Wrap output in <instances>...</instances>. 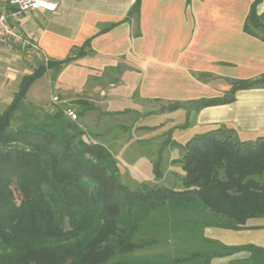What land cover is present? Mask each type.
<instances>
[{"label": "trees", "instance_id": "16d2710c", "mask_svg": "<svg viewBox=\"0 0 264 264\" xmlns=\"http://www.w3.org/2000/svg\"><path fill=\"white\" fill-rule=\"evenodd\" d=\"M261 1L251 2L243 31L264 41ZM140 2L123 20L138 15ZM81 54L80 48L74 56ZM73 59L40 62L0 111V264H209L214 256L240 251L248 255L228 264H264V247L229 246L202 235L205 226L240 228L246 218L264 216V183L257 177L264 176V134L240 140L224 126L196 133L182 145L183 189H130L120 182L108 147L84 138L78 119L97 108L90 101L78 98L76 110L57 107L41 119L26 104L37 78L48 68L55 78ZM230 83L222 96L201 99L202 106L264 87V73ZM179 106L175 101L162 110ZM159 166L153 163L155 177Z\"/></svg>", "mask_w": 264, "mask_h": 264}, {"label": "crops", "instance_id": "0c3cea01", "mask_svg": "<svg viewBox=\"0 0 264 264\" xmlns=\"http://www.w3.org/2000/svg\"><path fill=\"white\" fill-rule=\"evenodd\" d=\"M55 1L58 7L54 12L37 8L17 18L9 17L24 41L0 48V90L14 88L16 91L21 78L40 62L62 60L71 55L74 59L64 63L55 78L54 69L48 68L31 84L26 96L48 71L52 85L63 93L88 87L83 78L75 83L69 81L65 76L68 69L85 67L89 74L99 66L118 68L119 78L109 81L107 86L97 83V87H93L109 89L108 108L111 99L123 96L116 89L123 88L127 89L133 105L179 102L180 106L168 113L173 118L183 117L182 121L186 122L187 127L180 133L185 142L196 133L218 126L233 128L240 140H254L264 134L262 86L236 91L230 103L201 105L189 113L182 107L183 103L193 100L222 96L230 89L232 79L256 78L264 73V41L243 31L253 0H141L138 15L133 14L127 20L123 19L135 0ZM9 10L14 8L9 7ZM257 11H264V0L257 5ZM111 25L114 26L107 29ZM137 28L138 35L135 34ZM88 40L89 44L84 45ZM80 48L82 54L74 56ZM142 114L147 119L159 118L164 110ZM174 132L171 140L182 147L185 142L177 141ZM114 138L116 142L105 146L116 162V147L125 148L144 141L125 133ZM145 153L152 168L153 153ZM169 156L178 158L173 154ZM161 166V176L156 177L152 187H166L159 185L171 173L166 165L164 167V157ZM202 235L229 246L264 247V216L248 217L240 228L205 226ZM247 255L246 251H240L214 256L209 264H228Z\"/></svg>", "mask_w": 264, "mask_h": 264}, {"label": "rangeland", "instance_id": "374dc122", "mask_svg": "<svg viewBox=\"0 0 264 264\" xmlns=\"http://www.w3.org/2000/svg\"><path fill=\"white\" fill-rule=\"evenodd\" d=\"M85 71V67L68 69L65 76L69 81L75 83L83 78L84 85L88 87L80 91L69 90L63 93H60L52 85L50 80L51 72L48 71L47 76L41 82L35 84L26 96V104L41 119L45 113L53 112L57 107L70 106L76 110L77 105L75 100L78 98L87 99L97 108H92L87 111L82 118L78 119V122L83 131L92 140L99 141L104 145H110L111 142H116L113 141L115 139L114 136L121 133L131 136L136 135L140 138L144 135L149 136L148 139L141 138L144 141L139 140L138 145L125 146V148L121 147L119 149L116 147L114 149L117 152V165L119 167V179L121 183L130 189L139 188V183L151 186L156 183L157 179L153 175L149 158H147V154L145 153V151H149L153 153L152 167L153 163H157L159 160V169L162 172L163 167L161 166V162L164 157V167L166 165V168L171 172L170 175H172L170 176L168 173L164 182L159 183V185H165L168 188L178 190L183 189L181 183L183 176L181 177V173L184 175V171L181 168L179 159L182 158L184 150L180 145L174 144L171 140V133L175 131L173 134L176 140L185 142V139L180 137L181 130L187 127L186 122L182 121L183 117L179 119L177 117L173 118L168 113L171 110H164V114L159 115V118L153 117V119H147V116L142 113L149 110L159 112L167 104L147 102L145 106L133 105L128 92H126L127 89L125 90L123 88L116 89V92L123 94V96L111 99L112 103L110 108H108L107 99L110 97L109 89L105 87L100 90H95L96 88L93 87H97V83L101 86L103 84L107 86L109 81L119 78V69L99 66L96 69L93 68V71L89 74H86ZM14 92V88L0 90V111L11 101ZM120 141L117 142L118 145ZM171 154L174 155L173 157L178 158H170L169 155ZM257 177L264 183V176Z\"/></svg>", "mask_w": 264, "mask_h": 264}, {"label": "built area", "instance_id": "2783aa9c", "mask_svg": "<svg viewBox=\"0 0 264 264\" xmlns=\"http://www.w3.org/2000/svg\"><path fill=\"white\" fill-rule=\"evenodd\" d=\"M9 7L14 8V10L10 11ZM57 7L58 3L55 0H0V48L24 41L22 33L10 22V16L17 18L21 13L37 8L54 12ZM64 112L72 120L77 118L76 113L71 108H66ZM84 138L87 142L93 141L89 136Z\"/></svg>", "mask_w": 264, "mask_h": 264}, {"label": "water", "instance_id": "95a60500", "mask_svg": "<svg viewBox=\"0 0 264 264\" xmlns=\"http://www.w3.org/2000/svg\"><path fill=\"white\" fill-rule=\"evenodd\" d=\"M202 103L199 99L186 102L182 104V107L189 113L191 110H197L201 107Z\"/></svg>", "mask_w": 264, "mask_h": 264}]
</instances>
